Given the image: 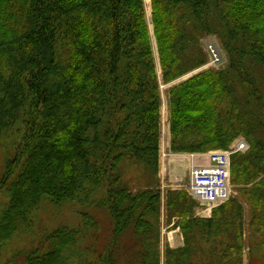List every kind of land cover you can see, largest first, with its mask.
<instances>
[{"label":"trees","instance_id":"1","mask_svg":"<svg viewBox=\"0 0 264 264\" xmlns=\"http://www.w3.org/2000/svg\"><path fill=\"white\" fill-rule=\"evenodd\" d=\"M150 1L152 35L144 0H0V137L20 133L0 178V254L34 232L45 203L94 206L111 224L101 242L98 216L79 212V226L35 232L4 264H162L161 79L206 64L207 35L229 63L170 88L171 151L230 149L244 136L250 148L232 155V181L249 187L251 234L264 233V0ZM165 198L185 244L167 245L164 264H206L204 238L207 264H243L244 231L229 217L241 206L199 218L185 191ZM255 248L264 264V240Z\"/></svg>","mask_w":264,"mask_h":264},{"label":"rangeland","instance_id":"2","mask_svg":"<svg viewBox=\"0 0 264 264\" xmlns=\"http://www.w3.org/2000/svg\"><path fill=\"white\" fill-rule=\"evenodd\" d=\"M145 3V9H146V19L149 25V29L152 35L153 32V26H152V14H151V1L150 0H144ZM216 43L219 47V50L221 52L220 55H222V62L220 65L217 66H205L203 64L199 68L181 76L177 80H174L170 83H164L161 79V96H162V104H161V150H160V169L162 170L161 164L163 163V160L165 159L166 164V173L162 171L160 174L159 170V176L161 179V189L164 196L163 204H162V215H161V248H162V264H164V251L167 245H170L171 247L176 248L175 246H178V243L180 247H182L185 244L184 241V234L182 230H178L176 232H173L174 229L178 228L179 226H176L174 223L172 225V221L174 220L177 223L178 218L172 217L170 221H168L167 218V211H166V198L169 190H182L188 193L189 197H191L195 202L194 210L199 207L201 210L205 212L204 216H198L196 215V210L194 211L195 217L199 218H207L208 216L211 217L214 210H218L222 207L223 204L226 202L230 203H236L237 206L242 207V216L238 215L237 212H234L235 214H230V219L234 218L238 226L242 225L243 231H244V240H245V252H244V262L243 264H260L258 262V259H256L258 256L263 255V253L257 252V249L255 248L257 245H260L261 242L264 240V233H255L251 234L252 229L254 228L252 225V218L254 217L251 214L252 211V203L246 199L247 190L249 187H246L245 184L241 183H234L232 181V171H231V178H230V197L227 201L213 205L209 207L208 205H201L197 199H195L187 190L188 180H189V167L190 163L192 161L191 153H182V152H172L170 147V93L169 90L171 87H173L176 84H179L183 82L184 80L188 79L189 77L199 73L202 70L206 69H214V70H220L224 69L228 63L229 59L227 56L226 51L221 46L220 40L216 35H207L202 39V46L206 52V55L208 57L207 52V44L210 43ZM155 51V57H156V65L158 68L159 74H161L160 70V63L159 58L157 54L156 47H154ZM208 62V61H207ZM16 130V129H15ZM15 130H10L7 133H5L2 137H0V178L3 175L4 168L6 166L7 161L13 157L15 153V146L17 144V140L20 138V133ZM240 139H244L247 143L248 141L245 139L244 136L238 137V139L234 142L233 146L236 144V142ZM249 148L250 144L248 143ZM232 146V147H233ZM165 147V151L163 148ZM248 148V149H249ZM219 149V148H218ZM218 149H211L207 152H200V153H193L195 154V160L196 162L203 164L207 161L205 154ZM222 149V148H220ZM247 151V150H246ZM244 151V152H246ZM174 153V154H173ZM177 154V155H176ZM186 154V155H183ZM173 158L172 167L174 177L171 180V169L170 165H168L169 159ZM190 161V162H189ZM164 166V165H163ZM245 194V195H244ZM8 201V195L5 191H2L0 193V211L5 206V203ZM236 206V207H237ZM210 209L207 211V209ZM228 208H230V204L228 205ZM88 210L89 213L92 215L96 214L98 218L101 221L102 224V238L101 242L106 239L107 235L109 234L110 229V218L108 213L105 210L101 209H94L93 207L90 208H83L81 206L74 205L73 203H65L63 205H53L49 203H45L36 213L37 221H36V227L33 230L32 233H21L20 235L16 236L2 251L0 254V264H4V262L9 259L14 253H17L20 255L23 254L25 250H28L32 244V242L37 239L35 232H39L41 230H49L51 228H55L57 226L61 225H68V226H79L81 223V218L79 215V212H85ZM232 209H230V212ZM235 211H239L238 209H235ZM208 215V216H205ZM229 223V222H228ZM230 224V223H229ZM232 225V224H231ZM235 226V227H238ZM181 229V228H180ZM232 229V227H230ZM175 234V236H174ZM175 240H174V239ZM172 239L173 242L170 241ZM218 240V239H217ZM222 241V239H219ZM89 243L91 245V250H94V238L89 239ZM212 239L204 238L200 241L199 246H201V250L199 252L200 258L202 259L204 257V263H209L210 261V252L209 248L212 249ZM219 241L215 242L218 246L216 249H220L221 246L219 245ZM88 244V243H87ZM86 245V244H85ZM250 246L252 250H250ZM255 248L256 251L253 250ZM92 258V257H91ZM195 258V257H194ZM122 262L125 261V257H122Z\"/></svg>","mask_w":264,"mask_h":264},{"label":"built area","instance_id":"3","mask_svg":"<svg viewBox=\"0 0 264 264\" xmlns=\"http://www.w3.org/2000/svg\"><path fill=\"white\" fill-rule=\"evenodd\" d=\"M208 62L205 66L220 65L222 55L216 43L207 44ZM249 145L240 139L230 149L213 150L205 154L207 162L200 164L191 154L189 167L188 192L201 205L209 207L223 203L230 197L231 157L237 152L248 150ZM210 209L208 208L207 211Z\"/></svg>","mask_w":264,"mask_h":264},{"label":"crops","instance_id":"4","mask_svg":"<svg viewBox=\"0 0 264 264\" xmlns=\"http://www.w3.org/2000/svg\"><path fill=\"white\" fill-rule=\"evenodd\" d=\"M163 150H164V151L166 150L165 147L163 148ZM173 154H174V153H173ZM186 154H187V153H186ZM186 154H183V155H186ZM176 155H177V154H176ZM173 160H174L173 158H170V159H169V162H170V163H169L168 165H170V167H172V162H173ZM165 161H166V160L164 159V160H163V163L161 164V166H162V170L160 169V170H161V171H160V174H161L162 171L164 172V174L166 173V164H165ZM189 162H190V161H189ZM206 162H207V161H206ZM206 162H205V163H206ZM163 165H164V166H163ZM173 169H174V168L172 167V169H171V173H172L171 180H172L173 177H174V176H173V175H174V173H173V172H174ZM188 181H189V180H188ZM163 193H164V192H163ZM163 196H164V194H163ZM195 210H196V211H195ZM195 210H194V211L196 212V215H198V216L203 215V216H204L205 212H204L203 210H201L199 207H197ZM205 216H208V215H205ZM205 218H206V217H205ZM207 218H209V216H208ZM171 223H172V225H173V224L175 223V221L173 220ZM175 230H176V231H178V230L181 231L180 227L174 229L173 232H176ZM174 236H175V234H174ZM173 239H174V238H173ZM174 240H175V239H174ZM170 241L173 242L172 239H170ZM179 244H180V243H178V246H175V247H180Z\"/></svg>","mask_w":264,"mask_h":264},{"label":"water","instance_id":"5","mask_svg":"<svg viewBox=\"0 0 264 264\" xmlns=\"http://www.w3.org/2000/svg\"><path fill=\"white\" fill-rule=\"evenodd\" d=\"M177 80V79H176Z\"/></svg>","mask_w":264,"mask_h":264}]
</instances>
